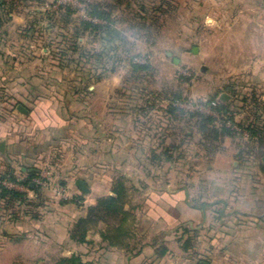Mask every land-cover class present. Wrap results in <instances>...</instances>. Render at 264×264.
<instances>
[{
  "label": "rangeland",
  "instance_id": "374dc122",
  "mask_svg": "<svg viewBox=\"0 0 264 264\" xmlns=\"http://www.w3.org/2000/svg\"><path fill=\"white\" fill-rule=\"evenodd\" d=\"M6 1L5 10L1 14L4 23L0 25L1 38L5 40V43L0 46V49L7 51L12 48L17 53L18 50H22L26 54L31 51L29 53L30 59H24L29 63L33 74H17L16 81L23 77L30 78L33 85L39 88V90H33L39 93V96L43 95V97L53 101V105H51L53 107L38 105L39 103L35 104V102L27 103L29 108L33 106L34 113L31 120L26 122V129L32 130V125H37L40 131L42 127L47 130L54 125L60 126L62 122L58 119L64 116L63 113L61 115L60 110L65 109L70 112L71 109L75 108V127H72L71 130L75 131V134L83 133L87 140H89L87 133H93L94 138H91V142L94 143L91 147L96 146L97 151L99 150L102 154L106 153L107 155L105 154L103 157L109 159L110 162L123 166L130 164L131 157L126 153V150L134 143L138 145V148L140 144L142 145V150L146 151V156L150 154L152 148L162 149V146L174 143V145L179 146V151L184 153L181 159L177 157L176 162L180 163L181 167L186 166L188 162L194 163L196 167L188 173L189 177L184 173V178H192L193 181L197 182L202 176L203 179L206 176L205 181H209L208 177L215 181L216 178L214 177L218 174L216 171L211 170L204 175L200 172L208 165L215 167L216 164H222L224 162L222 157L192 160L197 149L201 147V150L206 154L217 151L224 152L223 141L220 143L219 140L214 141V146L211 149L206 148L207 146L199 147L202 139L206 143L209 140L204 138L200 132L196 118L198 114H207L216 118V125L220 126L221 122L224 121L235 132L229 137L233 141L232 150L237 149L239 153L235 155L236 157H234V152L226 155L227 158L224 156V159L229 161L228 166L231 165L233 159L239 160L240 158L241 160L242 154H244L241 152L246 151L249 152L252 160L249 167H254L253 162L259 159L262 150L257 147L259 144L256 143L257 138L255 137L254 140L250 138L252 131L249 127L254 126L256 129L264 125V73L262 68L264 66V0ZM11 1H13L12 8L10 7ZM90 4H98L110 13L109 25L118 34V37L108 35L105 37L107 39L110 37L112 44L117 47L114 49L117 52L116 60H109L107 67L114 66V68L104 72L100 83H98L99 81H90L89 83L86 80L83 81L84 83L87 82L85 88L86 92L89 93H85L83 90L84 92L72 95L75 100H71L67 93L69 90L66 88L75 82L77 76L75 61H78L80 53L86 49L89 51V61L93 63L97 57L94 53H98L102 49L101 35L103 33L92 36L89 31L84 32L79 37L81 43L79 51L72 55L74 58L76 57L73 63L66 59L62 64L56 54L62 48H67L65 40L71 44L70 39L73 38L74 33L76 34V28L80 27L81 18H90L87 14V7ZM64 6H70L74 11L67 23L63 21V16H61L62 13H65ZM16 18H20L22 21L17 22ZM94 21L107 22L99 18L94 19ZM23 24L25 25L23 26ZM33 25L34 29L31 31ZM25 44L28 47L24 50ZM31 45L32 47L29 48ZM19 59L21 67L23 58L20 57ZM4 61L0 55V70L7 69ZM133 63L148 64L149 68L148 70H135ZM39 69L43 70L42 74L35 73ZM113 76H116L117 80L115 81L121 85V90L125 96L121 97L120 92L117 94L116 89L112 88L111 97L117 101L124 98V100H133V104H141L142 119L137 121V124H133L131 120L121 121L119 119L111 124L106 123L103 87ZM111 87L115 86L112 85ZM93 90L96 92L95 95L93 93L91 95ZM223 93L229 95L228 99H221ZM11 95H13L12 91L8 87L6 94L0 96V125H7L5 120L12 113L18 111L16 104L9 101ZM85 102H90V107L85 105ZM220 104L226 105L230 113L223 116L218 112L215 108ZM167 107L171 109L175 107L178 110L176 124L171 119L174 127L168 123L170 119L165 110ZM47 108H53V111L46 112ZM79 108L80 111H78ZM128 108L135 112L133 106ZM130 109H128L129 113ZM89 112L90 118L87 116ZM192 113H195L194 117L190 116ZM230 115L234 117L233 121L229 119ZM66 129L70 130L67 127ZM137 129L140 133H135ZM188 133H191L192 137L191 135L187 136ZM139 140L141 142H138ZM176 151L175 155L177 154ZM144 161L146 162V159ZM158 163L162 168L167 166L166 161L164 166H162V161H157ZM121 171L117 172L116 175L126 178V183L130 188L129 206H134L137 210L136 236L132 243L139 241L138 243L141 244L144 243L143 241L153 240L158 242L160 247L173 241L180 242L182 245L186 244L187 235L182 233L185 226L179 225L177 229L174 228L175 230L168 228L166 220H170V218L165 220V218L160 217L158 210L153 211L151 209L153 202H147V193L150 189H140L134 186L133 183L137 182V173L140 172L133 169ZM125 172L128 175L125 176ZM230 173L234 172L231 171ZM168 176L174 179L173 172L169 171ZM15 177H18L17 174ZM196 186L194 184V187L190 189L192 195L198 191ZM94 188L96 192L92 195L90 192L80 193V197L85 196L83 205L95 197L98 190L101 192L107 190V186H95ZM216 189V186L213 185L204 191L206 195H214L217 192ZM73 191H75L73 186L68 188L67 192L65 190L59 196L61 202L75 199L74 193L76 192ZM233 192H236L235 189ZM230 193H232V189ZM162 194L159 192L157 197L154 196L156 198L154 201L159 203L160 208L163 206L160 203L164 199ZM214 207L213 209L219 212L221 204L214 205ZM233 207L230 205L227 210L232 211ZM25 208L35 211L34 205L29 201L8 204L7 200L0 198V211L5 220L1 226L7 227V222L14 219L12 217L13 212L18 211L19 214H24ZM61 209L65 212L74 213L75 203H62ZM143 209L156 215L157 226L152 233L142 239L140 231L144 230L147 225L139 224L138 216ZM66 221L68 220L64 218L60 228L63 243L56 244L54 241L56 235L55 232L52 233L51 228L47 244L39 246L32 236L26 244L2 249L0 251V264H58L60 256H68L74 252L83 254L87 260V250L90 248L81 249L78 247L75 250V243L70 240L67 231H65L67 229ZM221 221L227 223L230 221L232 224L234 218L227 215ZM211 222L218 225L221 223L214 218L211 219ZM100 227L104 229L106 226L101 224ZM96 229L99 227L93 231ZM89 234L93 233L90 231ZM210 235L205 234L208 242L210 240L214 242L223 241L222 235L217 234V232ZM231 236H234L232 232L225 238ZM203 241L202 234L194 233L190 244Z\"/></svg>",
  "mask_w": 264,
  "mask_h": 264
},
{
  "label": "crops",
  "instance_id": "0c3cea01",
  "mask_svg": "<svg viewBox=\"0 0 264 264\" xmlns=\"http://www.w3.org/2000/svg\"><path fill=\"white\" fill-rule=\"evenodd\" d=\"M15 20L17 22L22 21L20 18ZM23 52L18 50V54L23 58V64L21 67L19 64L14 71L16 74L28 73L32 75L33 71L30 70L29 63L24 59H30L29 53L31 51L27 54ZM262 68L264 73V66ZM37 72L43 73V70L39 69L35 73ZM111 80L108 81L109 83L107 82L108 85L103 87L106 123L111 124L119 119L121 121L131 120L133 124H137L136 122L142 119L141 104H133V100H124V98L117 101L111 97L112 88L116 89L117 94L120 92L121 97L125 96L121 90V85L115 81L117 80L116 76H113ZM9 85L8 87L13 94L9 101L16 104L17 109L19 105L27 106L29 102L48 107L53 105V101L49 98H45L43 95L39 96V93L35 92L39 88L33 85L30 78L23 77L17 81L15 79ZM112 85L115 87H111ZM92 93L95 95L96 92L93 90L91 95ZM74 98L70 97L71 100H75ZM85 105L90 107V102H85ZM131 106L134 107L135 112L128 108ZM32 107H28L29 112L27 114L18 109L5 120L7 125H0V141L6 142L5 156L0 153V177L9 175L8 172L13 171L14 175L17 174L24 180L30 171H35L37 177L40 175L44 177V184L31 183L30 186H25L21 182L14 187L26 194V197L29 198L28 201L34 205L35 211L25 208L24 214H19L18 211L13 212L12 217L14 219L7 222V227L1 226L5 220L0 211V251L8 247L26 244L32 236L39 246L47 244L51 228L52 233L55 232L56 235L54 240L56 244L63 243V235L60 231L63 219L68 220L65 230L68 235L70 225L79 217L87 214V207L95 204L99 197L111 192L113 183L118 176L116 173L122 172L121 170L133 169L141 173V175L137 173V182L133 183L134 186L140 189H150L147 193V202H153L151 209L153 211L158 210L160 217L165 218V220L170 218V220H166L168 228L177 229L179 225H183L189 229L192 237L194 233L202 234L204 241L193 243V245H182L180 242L173 241L160 247L158 242L147 240L141 244L138 243L139 241L134 243L131 241L128 247L111 246L103 240L100 233L102 228L99 226V229L91 230L93 234L87 236L88 243L82 245L75 243V250L78 247L81 249L90 248L87 250V260H92L96 264H199L203 260L209 264H264V217L261 216L264 215V162L262 160L264 152L260 154L259 159H255L253 171L248 174L246 171L250 167L242 159L240 160L239 156V160L233 159L230 166H228L229 161L224 159V156L227 158L231 152H234V157L239 153L237 149L232 150L233 141L231 137L226 136L224 138V152L222 153L217 151L206 154L201 148H198V152L196 151L192 160L222 157L224 162L216 164L215 167L208 165L200 172L204 175L208 171H216L218 174L214 177L216 178L215 181L209 179L210 177H208L209 181H205L206 176L204 179L202 176L196 182L192 178H184V173L189 177L188 173L196 168L194 163L188 162L186 166L181 167V164L174 160L166 161L167 166L162 168L159 163L147 160L146 151L142 150L141 144L138 148V145L134 143L126 150V153L131 157V162L127 166L110 162L109 159L103 157L106 153L102 154L99 150L97 151L96 146L91 147L94 143L91 142V138H94L93 133H87L89 137L87 140L83 133L75 134V131L71 130L72 127H75V108L71 109L70 112L65 109L60 110L61 115L62 113L64 115L58 119L62 122L60 126L54 125L47 130L42 127L40 131L37 125H32V130H28L25 126L26 122L33 117ZM128 109H130V113ZM51 111L53 108L46 110V112ZM87 116L90 118V112ZM172 120L176 124V119L173 118ZM172 120H168V123L174 127ZM65 126L70 130L66 129ZM135 133H140V131L137 129ZM156 150L160 151L161 149L156 148ZM164 162L162 161V166H164ZM169 171L174 173V179L171 176L169 178ZM231 171L234 173H230ZM224 173L227 174L223 175ZM124 174L125 176L128 175L126 172ZM78 179H83L87 183L91 195L96 192L95 186H107V190L102 192L98 190L97 195L83 205L85 196L80 197V193H86L77 186L76 181ZM194 184L197 185L198 191L192 195L190 189L194 187ZM213 185L216 186V191L220 194L215 192L214 195H206L204 190L213 187ZM33 186H38L39 189L34 190L31 188ZM72 186L75 187V191H73L76 192L74 193L75 199L61 202L59 197L61 192L63 190L67 192L68 188ZM231 189L232 193L229 194ZM234 189L236 192H233ZM224 190L225 193H223ZM159 192L163 193L164 198L160 202L163 205L162 208L158 202L154 201L156 200L154 196L157 197ZM79 199H81L80 202ZM70 202L75 203L74 213L65 212L61 209L62 203ZM204 202H208L209 206L203 208L201 204ZM50 203L52 204L50 205ZM219 204L221 207L219 212H216L213 209L215 208L214 205ZM230 205L234 206L232 211L227 210ZM35 207L37 208L35 209ZM129 207V204L126 205V209ZM227 215L233 216V225L230 221L228 223L221 221ZM155 216L148 210L143 209L142 212H139V224L147 225L144 230L140 231L142 239L155 230L157 226ZM146 217L150 221L146 222ZM213 218L221 223L218 225L211 222ZM253 218L255 219L253 220ZM149 226H151L150 229ZM213 232L222 235L223 241L214 242L210 240L208 242L205 234L211 236L210 234ZM230 232L234 236L225 238V236H229ZM163 247L167 249L165 254L161 253Z\"/></svg>",
  "mask_w": 264,
  "mask_h": 264
},
{
  "label": "trees",
  "instance_id": "16d2710c",
  "mask_svg": "<svg viewBox=\"0 0 264 264\" xmlns=\"http://www.w3.org/2000/svg\"><path fill=\"white\" fill-rule=\"evenodd\" d=\"M11 2L10 7L12 8L13 1ZM6 3V0H0V25H3L4 23V19L1 14H3L2 12L5 10ZM64 9L65 13H62L61 16H63V21L67 23L70 21L71 15L74 13V11L72 8H70V6H64ZM87 14H89L90 18H81L80 27L76 28V34L74 33L73 38L70 39L71 44L68 43V40H65V43H67V48H62L60 52L56 54V57H58V60L61 61L62 64L66 59H68L70 63H73L74 60H76V57L74 58L72 55L73 53L78 52L81 47L79 37L87 31H89L92 36H95V34L98 33H103L101 35L103 45L102 49H100L98 53H94L97 57L93 63L89 61V51L84 49V51L80 53L81 55L78 58V61H75V66H77L75 67V72L77 75L75 78V82L71 83L70 86H67L68 88H66L69 90L67 91L69 97H72V95L76 93H81L83 90L85 91V93H89L86 92L85 84L87 82L89 83L90 81H100L102 79V76L104 75V72L110 71L114 68V66H111L110 68L107 67L109 60H116L115 57L117 52L114 49H117V47L112 44L110 37L109 39L105 37V35L111 37H118V34L113 31L109 25L110 13L106 11V8H103L98 4H90L87 7ZM96 18L102 19L104 21L106 20L107 22H95L94 19ZM33 29L34 25L30 30L33 31ZM1 34L2 33H0V41L3 42H0V46L4 45L5 43V40L1 38ZM27 42L31 43L30 41ZM27 47L28 45L25 44L23 49L25 50ZM0 55L1 58H4V62L7 66V69L4 68L0 71V96H3V94H6V90L8 88L9 83L16 79L17 74L14 69L19 66V63L21 61L19 59L20 55L12 48L7 51H4V49H0ZM113 65H115V63H113ZM133 65L135 70H148L149 68L148 64L133 63ZM85 80L87 81L86 83L83 82ZM24 107L29 112L28 107ZM215 109L221 114H223V116H226L230 113L228 107L223 104L218 105ZM165 110L168 114V118H177L178 110L175 107H173L172 109L167 107ZM190 116L194 117L195 113H192ZM229 119L233 121L234 117L230 115ZM196 124L198 125V128L202 133L203 137L209 140V142L206 143L204 139H202L200 141L201 143L199 144V147L207 146L206 148L211 149L214 146V141L219 140V142L221 143L226 136H231L235 134L233 128L226 125L224 121L221 122L220 126L216 125V118L212 115L198 114L196 118ZM249 129L252 131L250 133V138L254 140L256 137V143H259L257 147H259L262 152H264V125L261 128L257 127L255 129V127L253 126L249 127ZM186 135H191L192 137L191 133H188ZM162 147L163 148L160 151H157L155 148H152L150 150V154L146 157L147 160L149 162L154 163H157V161H176L177 157L181 159L184 156V153L182 151H179V146L174 145V143H168V145ZM175 151L177 153L176 155ZM241 154L243 155V157L241 158L242 161L246 162L247 166L249 167L252 161L249 152L244 151L241 152ZM251 171L252 168L250 167L247 169L246 172L249 174L251 173ZM8 174L9 175H4L0 177V198L7 200L8 204H15V202L22 203L28 201L27 199L29 198L26 197V194L24 192H21L15 188H9L3 184V179L5 178H9L10 180L16 179L13 171L8 172ZM35 177H37L36 172L30 171L26 179L21 182L27 186H30L31 183H35ZM31 188L34 190L39 189L38 186H33ZM129 189L130 188L126 183V178L124 176L117 177L113 183L111 192L109 194L99 197L95 204H91L87 207V214L85 216L79 217L76 221L71 224L68 229V236L70 240L80 245L86 244L89 242L87 240L88 233L91 230L101 226V224H104L106 227L102 229L100 233L103 240L107 242L108 245L128 247L131 241L134 240L136 236L135 224L137 219L136 207L131 206L129 209H126V205H128L130 202ZM80 201L81 199H79V202ZM201 206L203 208H206L209 206V203L204 202L201 204ZM182 233L183 235L186 234L188 236L186 237L188 241L185 245L190 244V241L193 237L189 233V229L187 227H183ZM166 251L167 249L163 247L161 253L165 254ZM58 264L96 263L94 261L86 260L83 257V254L74 252L68 256H60Z\"/></svg>",
  "mask_w": 264,
  "mask_h": 264
},
{
  "label": "water",
  "instance_id": "95a60500",
  "mask_svg": "<svg viewBox=\"0 0 264 264\" xmlns=\"http://www.w3.org/2000/svg\"><path fill=\"white\" fill-rule=\"evenodd\" d=\"M228 94L227 93H223L222 95H221V99L222 100H226V99H228ZM18 109L21 111V112H23V113H28V110L23 106V105H19L18 106ZM6 148V142L4 141V140H2V141H0V153L2 154V155H4L5 156V149ZM262 160H263V162H264V156H263V158H262ZM76 184H77V186L82 190V191H84L85 193H88L89 192V187H88V185H87V183L83 180V179H78L77 181H76ZM262 217H264V215H261ZM260 216V217H261ZM145 221L147 222V221H150V219L149 218H145ZM199 264H209L207 261H201Z\"/></svg>",
  "mask_w": 264,
  "mask_h": 264
},
{
  "label": "built area",
  "instance_id": "2783aa9c",
  "mask_svg": "<svg viewBox=\"0 0 264 264\" xmlns=\"http://www.w3.org/2000/svg\"><path fill=\"white\" fill-rule=\"evenodd\" d=\"M23 180L22 177H17L15 180H10V179H3V184L9 188H14L15 186H17L18 184L21 183V181ZM34 182L35 183H38V184H44V177L43 176H38L34 179ZM64 192V191H63ZM61 192V194L63 193Z\"/></svg>",
  "mask_w": 264,
  "mask_h": 264
}]
</instances>
